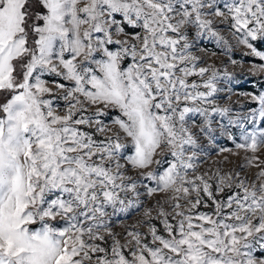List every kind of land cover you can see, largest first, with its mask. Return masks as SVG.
Wrapping results in <instances>:
<instances>
[{"label":"snow or ice","instance_id":"snow-or-ice-1","mask_svg":"<svg viewBox=\"0 0 264 264\" xmlns=\"http://www.w3.org/2000/svg\"><path fill=\"white\" fill-rule=\"evenodd\" d=\"M245 62L264 0H0V264H264Z\"/></svg>","mask_w":264,"mask_h":264},{"label":"rangeland","instance_id":"rangeland-1","mask_svg":"<svg viewBox=\"0 0 264 264\" xmlns=\"http://www.w3.org/2000/svg\"><path fill=\"white\" fill-rule=\"evenodd\" d=\"M209 48L211 49V46H209ZM236 58H240L239 54H237ZM248 67L249 64L245 62L244 70L239 68L236 69L238 75L236 81H234L232 85L234 93L264 90V74H260L257 77L249 76L246 72ZM246 99V97L237 96L235 94L232 96L233 101L246 102ZM218 143L222 146H229L225 138H218Z\"/></svg>","mask_w":264,"mask_h":264}]
</instances>
